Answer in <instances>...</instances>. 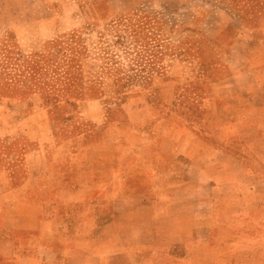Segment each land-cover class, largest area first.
<instances>
[{"label":"crops","instance_id":"obj_1","mask_svg":"<svg viewBox=\"0 0 264 264\" xmlns=\"http://www.w3.org/2000/svg\"><path fill=\"white\" fill-rule=\"evenodd\" d=\"M242 3L212 133L168 142L161 120L106 167L82 137L50 134L19 167L0 152V264H264V0Z\"/></svg>","mask_w":264,"mask_h":264},{"label":"rangeland","instance_id":"obj_2","mask_svg":"<svg viewBox=\"0 0 264 264\" xmlns=\"http://www.w3.org/2000/svg\"><path fill=\"white\" fill-rule=\"evenodd\" d=\"M242 2L0 0V122L14 124L0 141L3 162L19 167L47 149L50 134L57 145L98 143L106 167L116 142L121 155L142 148L161 120L168 142L183 129L212 133L210 85L235 64ZM101 49L113 54L109 70ZM71 50L84 52L66 73Z\"/></svg>","mask_w":264,"mask_h":264},{"label":"trees","instance_id":"obj_3","mask_svg":"<svg viewBox=\"0 0 264 264\" xmlns=\"http://www.w3.org/2000/svg\"><path fill=\"white\" fill-rule=\"evenodd\" d=\"M79 37L80 36H77L76 38H75V40L76 39H78L79 40ZM75 40H74V42H75ZM102 51H103V56L104 55H107V56H105V58L107 59V61H109V62H111V64H110V66L108 67V70L109 69H111L110 67L111 66H113V64H114V60H113V54H112V52H109V51H107V50H105V49H101ZM84 52V51H83ZM83 52L80 50V51H77V52H75L74 54H73V50H71V55H69L67 58H66V73L69 71V70H71L72 69V61L74 62V61H76V60H78L79 59V55H81V54H83ZM103 56H100L99 54H98V58H100L101 59V57H103ZM81 57V56H80ZM64 69H65V66H64ZM31 71H32V69H31ZM32 72H30V74H31ZM66 91H68V90H66ZM64 93H70V92H64ZM71 96H72V94H71ZM81 98H83V97H81ZM67 99V98H66ZM68 103V102H67ZM48 104V103H47ZM69 104H71V103H69Z\"/></svg>","mask_w":264,"mask_h":264}]
</instances>
